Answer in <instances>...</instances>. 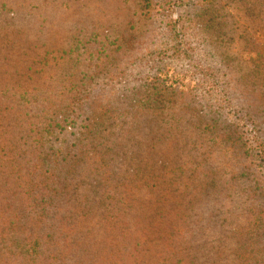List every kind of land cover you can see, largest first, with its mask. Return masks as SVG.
Here are the masks:
<instances>
[{
  "label": "trees",
  "instance_id": "16d2710c",
  "mask_svg": "<svg viewBox=\"0 0 264 264\" xmlns=\"http://www.w3.org/2000/svg\"><path fill=\"white\" fill-rule=\"evenodd\" d=\"M12 1L16 4L0 0V15L15 17L20 11L22 18L0 20V29L3 25L9 27L8 32L0 31V39L25 42L20 50L22 65L10 61L9 78L0 75V112L12 111L16 115L9 119L0 113V264H264V216L255 215L254 226L244 229L222 224L224 216L213 221L211 209L216 200H206L204 190L191 199H182L175 188V180L180 179L170 175L180 169L181 163L168 165L165 153L156 157L155 123L161 115L177 109L181 113L188 110L200 122L203 117L191 101L188 106L192 97L185 98L175 85L162 83L163 67L157 63L163 59L160 53L181 48L177 27L175 43L154 46L149 55L145 52L134 57L139 64L148 62L146 73L142 74L141 67L135 69V63L129 64L134 65L133 69L125 65L132 61L127 58L132 56L133 45L137 48L143 42L139 35L123 38L104 29L95 40L104 57L95 67L101 65L104 71L113 73L98 80L87 75L85 82L77 86L73 81L74 68L90 54L94 34L84 35L75 27L55 43H47L42 38L56 23L37 14L36 19L30 16L39 5H51L52 0ZM145 1L147 6L149 0ZM77 2L58 0V6L63 13L73 15ZM261 7L264 18V0ZM215 18H223V14L215 13ZM74 23H83L82 18L74 17ZM209 25L216 31L218 21ZM30 28L34 29L32 37L28 36ZM179 28L183 33L184 28ZM251 39L254 48L248 51L247 59L252 61L259 57L261 48L264 51V27L255 28ZM116 49L117 54L123 52L118 65H114ZM32 50L35 56L30 54ZM259 72L264 78V67ZM239 74L244 78L257 76L248 69ZM57 78L64 82L52 87L51 82ZM262 78L259 85L233 83L228 88V92L242 94V117L256 126L255 135H249L245 127L233 120L237 116L230 120L226 114L213 119L233 123L240 131L233 130L234 139L244 137L240 145H249L243 152L255 149L254 156L262 154L259 161L264 164V135L257 137L264 126ZM45 97L48 101L63 99V103L58 117L40 110L44 117L41 123L39 117L30 113V104L46 101ZM113 102L124 107L117 111ZM257 113L263 115L258 120L254 119L259 116ZM117 115L129 122L118 121ZM180 117L178 114L176 120ZM187 122L200 130L215 123H204L198 128ZM114 129L122 133V140H114ZM52 132L59 139L54 145L49 141ZM24 138L31 140L25 143ZM116 159L122 163L118 171L113 165ZM144 160H150L153 166ZM69 161L75 170L71 174L64 169ZM75 179L79 181L72 182ZM202 184L212 185L209 181ZM82 185L91 188V196L79 193ZM258 185L263 186L262 191L252 185L244 189L252 195L251 207L264 205V184ZM244 236L256 239L254 245L241 243Z\"/></svg>",
  "mask_w": 264,
  "mask_h": 264
},
{
  "label": "rangeland",
  "instance_id": "374dc122",
  "mask_svg": "<svg viewBox=\"0 0 264 264\" xmlns=\"http://www.w3.org/2000/svg\"><path fill=\"white\" fill-rule=\"evenodd\" d=\"M5 1L9 4H16L12 0ZM262 1L149 0L147 6H144L145 0H78L73 16L69 13H63L58 6V0H52L51 5L45 3L39 5L30 19H36L37 14L40 18L56 23L55 25L51 24L49 31L42 38L51 44L61 37L67 36L75 27L84 35L94 34V39L90 43V54L86 55L83 61L77 63L74 68L73 81L77 86L81 82H85L87 75L91 80H98L113 73V70L104 71V66L95 67L104 57L103 52L98 49L99 44L95 41L104 29H108L110 33L121 35L123 38L129 34L136 33L139 35V39L143 42L137 48L135 44L133 45L132 56L127 58L132 59V61L125 65L129 69H133L134 65L129 64L135 63V69L141 67L139 74H142L147 70L145 65L148 62L146 60L139 64L136 59L134 60V57L136 58L140 55L139 53L145 52L149 55L148 52L154 46L166 47L170 43H175L178 39L174 38V35L177 34L174 29L177 27L182 39L181 48L174 52L165 50L162 54L160 53L163 59L157 63L163 67L162 83L175 85L179 94L185 98L190 99L192 97L191 100L187 101L188 106H190L191 101L193 105L197 106V109H200L203 117L200 122L196 115L188 113V110L181 113L177 109L173 113L167 111L161 115L155 123L157 127L154 143L156 157L158 158L165 153L169 157L168 165L181 163L180 169L170 175L180 179V181L175 180L177 182L175 188L179 191L182 199H191L204 190L206 200H216L213 209H211L214 212L213 221L218 222L224 216L226 220H222V224L234 229H244L245 226H254L252 220L255 215L264 216V205L251 207L253 204L252 195L247 190L244 191L246 186L251 185L255 186L257 191H262L263 186L256 185L257 183L264 184V164L259 161L263 156L262 154L261 156H254L253 151L255 149L249 150L247 153L243 152L249 145H240L244 137L234 139L235 134L233 133L234 129L236 133L240 131L234 128L233 123L227 124L226 121L214 120L213 117L219 116L221 119L222 115L227 114L231 120L237 116L233 120L245 127L249 135H255L256 126L242 117L244 113V110L240 108V103L243 101L242 94L228 92V88L233 83L239 86H245V84L259 85L261 83L260 79L263 74L260 72L258 74V71L264 67L263 48L260 49L258 58L255 57L252 61L247 58L248 51L254 48V42L251 39L254 29L264 27V18H261L260 11ZM19 13L20 11L15 17H8V14L0 15V20H10V18L21 20L22 14ZM215 13L223 14V18H215ZM62 16H65L66 19H63ZM74 17H81L83 23L75 25ZM216 21H218V26L215 30L221 33L219 36L218 32L209 25ZM179 26L184 28L183 33H181ZM0 31L8 32L9 27L3 25ZM33 34L34 29L30 28L28 36L32 37ZM24 42L17 38L11 42L3 38L0 39V75L9 78L7 70L10 61L15 62L17 66L22 65L23 57L20 50H22ZM122 42L124 43V41ZM144 43H147V46ZM35 53V50H32L30 54L35 56ZM114 57V65H118V60L120 63V59L123 58V52L117 54L116 49ZM150 65L153 67V64ZM161 66L158 67L161 68ZM247 69L252 75L256 73L257 76L254 77L250 74L248 75L249 78L241 77L239 73H243ZM96 70L99 72L95 73ZM229 73H232L230 77H228ZM60 82L64 81L60 78H57V81L54 79L51 86L57 87ZM14 98L13 104L17 110V97ZM49 99L51 102L45 97L46 101L42 100L41 103H38L36 100L30 104V113L39 117L41 123L44 117L40 116V110L46 111L48 115L51 113V116L57 115V117L61 112L63 99ZM22 100L20 99L19 102L23 103ZM60 101L62 102L59 103ZM24 104L28 105L27 103ZM113 105L117 111L124 107L120 102H113ZM0 113L9 119L16 116L12 111L7 113L1 111ZM178 114L181 117L176 120ZM257 114L259 116L254 118L256 120L263 116L261 113ZM117 117L118 121H127L121 116L117 115ZM140 121L141 123L144 122L143 119ZM187 121L197 124L198 128H202L204 123H215L213 126L204 127L200 130L190 127ZM46 122L47 118L44 120V123ZM56 135V132H52L49 140L52 145L59 141L58 138L55 139ZM263 135L264 126L258 132V139ZM112 137L114 140L120 141L122 140V133L114 129ZM30 140L31 138H24L25 143H29ZM62 141L64 143L70 142V140ZM143 162H147L150 167L153 166L150 160ZM113 165L118 171L121 169L122 163L116 159L113 161ZM156 168L155 165L154 169ZM64 169L68 174L75 171L70 161ZM68 169H71V172H68ZM84 177L85 180L88 179L87 176ZM79 179L72 182H77ZM204 181H209L212 185L202 184ZM88 187L87 185L79 186V193L86 194L87 197L91 196L92 190ZM168 187L174 188L171 184H168ZM229 192L232 194L227 195L226 193ZM261 208L262 210L259 211ZM255 240L244 236L241 243L254 245Z\"/></svg>",
  "mask_w": 264,
  "mask_h": 264
}]
</instances>
